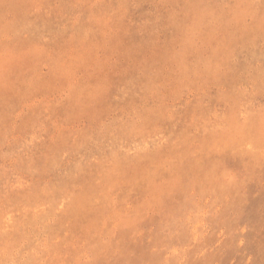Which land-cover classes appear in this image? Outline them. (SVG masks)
<instances>
[{
	"label": "rangeland",
	"instance_id": "374dc122",
	"mask_svg": "<svg viewBox=\"0 0 264 264\" xmlns=\"http://www.w3.org/2000/svg\"><path fill=\"white\" fill-rule=\"evenodd\" d=\"M0 264H264V0H0Z\"/></svg>",
	"mask_w": 264,
	"mask_h": 264
}]
</instances>
